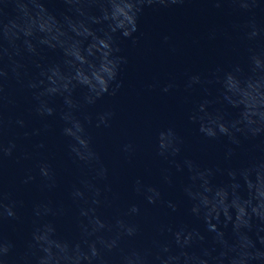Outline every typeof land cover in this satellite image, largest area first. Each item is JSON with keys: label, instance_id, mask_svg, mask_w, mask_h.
<instances>
[{"label": "clouds", "instance_id": "clouds-1", "mask_svg": "<svg viewBox=\"0 0 264 264\" xmlns=\"http://www.w3.org/2000/svg\"><path fill=\"white\" fill-rule=\"evenodd\" d=\"M169 2L181 0H62L66 11L57 14L49 0H0V165L13 156L18 163L34 161V169H27L20 183L29 185L39 177L42 191L57 188V170L41 155L45 141L33 150L18 143L46 136L49 118H56L67 153L80 170L68 189V203H33L22 254L16 255L13 240L0 237V264H264V23L254 13L242 25L243 39L256 45L247 49L245 61L220 66L207 80L192 74L185 85L186 90L199 86L205 91L219 85L215 102L240 109V114L229 118L222 110L210 112L205 101L190 118L199 122L207 139L226 138V159L245 142L254 154L243 165L224 169L226 181L217 184L220 169L181 158L183 140L174 127H161L155 135V155L168 165L160 170L162 181L171 186L176 173L186 175L182 192L195 223L173 221L168 213L146 216V205L175 213L180 204L166 200L161 187L143 177L131 186L135 199L121 202L112 169L95 146L90 129L111 127L115 113L90 109L106 95L116 96L124 84L121 75L128 57L120 39L136 42L144 9ZM234 6L252 12L264 8V0H234ZM49 50L59 51L61 59L45 62ZM245 69L253 75L245 78ZM9 79L31 94L30 112L42 127L27 130L22 115L5 117L4 108L16 103L6 89ZM174 86L170 82L162 91ZM9 130L13 134L5 142ZM120 151L130 160L137 146L124 143ZM22 204L5 191L0 178V221H19ZM106 209H113L112 214ZM69 215L74 232L62 234L58 220Z\"/></svg>", "mask_w": 264, "mask_h": 264}, {"label": "water", "instance_id": "water-1", "mask_svg": "<svg viewBox=\"0 0 264 264\" xmlns=\"http://www.w3.org/2000/svg\"><path fill=\"white\" fill-rule=\"evenodd\" d=\"M219 5V6H218ZM49 7L57 14L66 11L62 0H49ZM11 14L12 10L8 9ZM264 23V8L247 12L234 6V0H181L179 3H156L144 9L140 19L138 40L121 38L119 43L128 57L121 78L124 82L116 96L106 95L90 111H113L111 127L90 129L97 150L112 169L114 188L121 194V202L135 199L131 186L136 177H143L146 183L161 187L166 200L180 204L172 213L161 205H146L148 217H164L165 213L173 221L195 223L190 215V204L184 197L182 186L186 175L176 173L171 186L163 183L160 170L167 163L155 155L154 139L161 127L172 126L183 140L181 158L195 160L203 167L220 169L214 182L226 181L224 169L239 167L247 162L254 149L245 142L229 160L225 158L226 138L207 139L200 132V124L193 121L191 113L208 101L210 112L222 110L229 118L240 114V109L222 106L215 102L219 85L207 86V91L199 86L186 90L185 85L192 74H201L210 79L215 70L228 67L232 63H243L247 49L256 46L243 39L242 25L253 15ZM264 47V41H260ZM45 62H57L62 54L49 50L44 53ZM33 71H35L33 69ZM244 77L253 75L245 69ZM173 83V89L164 93L163 87ZM6 89L16 103L4 108L5 117L22 115L28 122V129L42 127V122L30 112L31 94L20 89L14 79L6 82ZM83 90H78L82 94ZM58 105L62 101L57 98ZM51 128L46 136L30 137L18 141L21 149L33 150V145L43 139L47 145L41 155L51 161L57 170L58 186L54 190L42 191L40 178L29 185L20 183L24 172L35 167L34 161L17 162L15 156L6 157L0 165L5 191L12 198L23 201L19 211L21 219L0 221V237L16 243V255L25 250L31 230V210L35 201L51 199L54 202L68 203V189L80 175L78 166L67 153L66 140L61 135V124L56 118H49ZM9 130L4 139L11 138ZM132 142L137 146L135 155L129 160L120 151L121 145ZM19 152L17 153V155ZM35 174V170H34ZM111 215L113 209L105 210ZM62 234L71 235L75 224L71 215L58 220Z\"/></svg>", "mask_w": 264, "mask_h": 264}]
</instances>
